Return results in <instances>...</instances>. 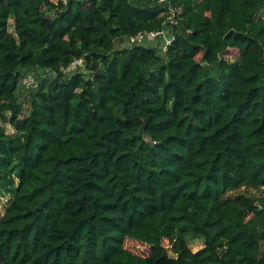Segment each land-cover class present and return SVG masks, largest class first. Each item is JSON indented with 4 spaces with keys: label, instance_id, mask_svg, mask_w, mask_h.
<instances>
[{
    "label": "trees",
    "instance_id": "obj_1",
    "mask_svg": "<svg viewBox=\"0 0 264 264\" xmlns=\"http://www.w3.org/2000/svg\"><path fill=\"white\" fill-rule=\"evenodd\" d=\"M170 10L164 54L121 45ZM241 187H264V0H0V264H264Z\"/></svg>",
    "mask_w": 264,
    "mask_h": 264
},
{
    "label": "built area",
    "instance_id": "obj_2",
    "mask_svg": "<svg viewBox=\"0 0 264 264\" xmlns=\"http://www.w3.org/2000/svg\"><path fill=\"white\" fill-rule=\"evenodd\" d=\"M163 1L164 0H159V2H163ZM173 17H174V13L173 11L170 10L169 15L167 17L168 24H165L161 29L158 30L139 31L136 32L135 34L129 35L122 40L121 45L126 48L132 46L154 47L157 49V51L160 54H164L168 45L173 40V33L171 28L172 25L176 23V20ZM82 64H83L82 59H75L65 69H63V72L68 74L74 72L76 69L81 67ZM37 69L42 73V76L44 77L50 78L51 76L54 75V71L50 69H44V70L39 68ZM22 84L25 85L26 87H30L33 85L36 86L37 82L35 80V76L33 72L31 71L28 72L22 78Z\"/></svg>",
    "mask_w": 264,
    "mask_h": 264
},
{
    "label": "rangeland",
    "instance_id": "obj_3",
    "mask_svg": "<svg viewBox=\"0 0 264 264\" xmlns=\"http://www.w3.org/2000/svg\"><path fill=\"white\" fill-rule=\"evenodd\" d=\"M11 28L12 27L10 26V29ZM237 55H238L237 50L232 49L225 56H227L229 61H234V60H236ZM31 72H33L36 82L42 77V73L38 69H35L34 71H31ZM26 74H24V76ZM32 88H35V85L30 86V87H26L25 85L22 84V79H21L20 84H19L18 89H17V96H18L19 100L23 102V104L25 106H27L28 93ZM5 128H6L7 132L9 130H12V128L8 124L5 125ZM239 193H244L248 196L256 195L258 197H261L262 195H264V187H260V188L241 187L238 190L229 192V195H236ZM10 200H11L10 195H8L6 193L0 195V213H1V211H3L8 206ZM188 242H189L190 248L193 251H196L197 249L201 248V246H202L201 245L202 240H200V239H195V240L190 239ZM163 243L165 246H169L167 241H164ZM124 246L129 248L131 251H133L134 253H137V254L145 255L148 252V247L146 245H144L140 242L131 240V239H126L124 242ZM169 254H170V252H169Z\"/></svg>",
    "mask_w": 264,
    "mask_h": 264
}]
</instances>
